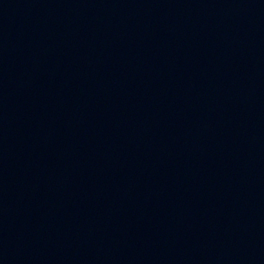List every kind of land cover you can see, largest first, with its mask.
<instances>
[{"label":"water","instance_id":"95a60500","mask_svg":"<svg viewBox=\"0 0 264 264\" xmlns=\"http://www.w3.org/2000/svg\"><path fill=\"white\" fill-rule=\"evenodd\" d=\"M0 264H264V0H0Z\"/></svg>","mask_w":264,"mask_h":264}]
</instances>
